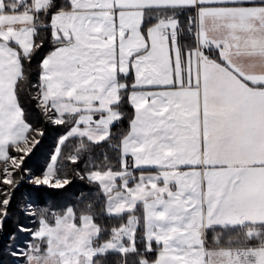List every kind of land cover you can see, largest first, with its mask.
Listing matches in <instances>:
<instances>
[{"label":"snow or ice","instance_id":"1","mask_svg":"<svg viewBox=\"0 0 264 264\" xmlns=\"http://www.w3.org/2000/svg\"><path fill=\"white\" fill-rule=\"evenodd\" d=\"M0 264H264V0H0Z\"/></svg>","mask_w":264,"mask_h":264}]
</instances>
